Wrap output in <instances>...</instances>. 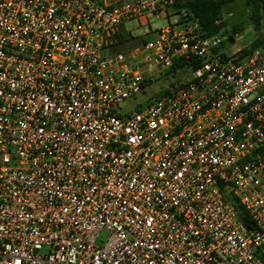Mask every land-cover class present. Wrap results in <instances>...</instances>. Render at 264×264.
Wrapping results in <instances>:
<instances>
[{
	"label": "built area",
	"instance_id": "2783aa9c",
	"mask_svg": "<svg viewBox=\"0 0 264 264\" xmlns=\"http://www.w3.org/2000/svg\"><path fill=\"white\" fill-rule=\"evenodd\" d=\"M183 2L0 0V264H264V49L228 55Z\"/></svg>",
	"mask_w": 264,
	"mask_h": 264
},
{
	"label": "rangeland",
	"instance_id": "374dc122",
	"mask_svg": "<svg viewBox=\"0 0 264 264\" xmlns=\"http://www.w3.org/2000/svg\"><path fill=\"white\" fill-rule=\"evenodd\" d=\"M250 9L245 6L242 0H236L222 7L220 12L219 22L224 24L223 30L229 31L234 25L240 24L242 31L233 35L232 43L224 45L223 50H226L228 55L240 53L242 50L249 46V43L253 40L254 33L248 23ZM174 16L170 14L168 18H161L158 14L150 17H139L124 22L123 28L127 33V40L115 45L110 52H123L126 48H133L138 46L141 41L151 40L155 38L156 32L167 26L168 22L173 20ZM264 15H262L260 21L259 35L264 38ZM219 37H226V34H219ZM264 42V40H263ZM264 46V45H263ZM179 77V76H178ZM176 78L171 75H159L151 81L142 94L135 97L134 100H126L122 104L123 111L132 108L137 110L138 107H142L146 102L158 97L160 93L164 91L171 83H174ZM103 233L101 234V236Z\"/></svg>",
	"mask_w": 264,
	"mask_h": 264
},
{
	"label": "trees",
	"instance_id": "16d2710c",
	"mask_svg": "<svg viewBox=\"0 0 264 264\" xmlns=\"http://www.w3.org/2000/svg\"><path fill=\"white\" fill-rule=\"evenodd\" d=\"M236 0H184L180 6L184 7L190 17V20L197 22L201 29L204 30L206 35H215V34H226L229 39L233 38V35L238 34L242 31V26L240 24L234 25L230 28L229 31H224V24L219 22L220 12L223 6L232 3ZM247 6L249 11L248 23L251 27V30L254 33L253 40L249 43V46L242 50L239 55L243 56L256 48L264 49V38L260 37L259 29H260V21L262 15H264V0H242ZM214 21H217L214 24ZM264 26V23H263ZM120 35L118 38H122L123 40H127V34L123 30V26H119ZM178 67V66H176ZM175 66H172L167 72L166 77L171 75L172 78L175 77L176 81L179 80V77L176 75ZM176 73V74H175ZM164 90L161 94L165 93ZM235 209L238 213L239 218L244 223L245 226H249V220L247 219L243 210L238 206L234 205ZM261 260L264 263V254L261 255Z\"/></svg>",
	"mask_w": 264,
	"mask_h": 264
},
{
	"label": "water",
	"instance_id": "95a60500",
	"mask_svg": "<svg viewBox=\"0 0 264 264\" xmlns=\"http://www.w3.org/2000/svg\"><path fill=\"white\" fill-rule=\"evenodd\" d=\"M230 43H232V39H229Z\"/></svg>",
	"mask_w": 264,
	"mask_h": 264
}]
</instances>
